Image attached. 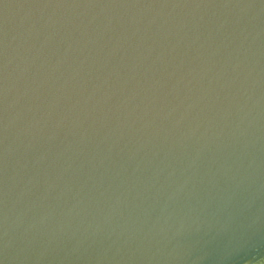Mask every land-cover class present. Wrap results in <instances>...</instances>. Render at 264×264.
I'll return each mask as SVG.
<instances>
[{
    "label": "water",
    "instance_id": "95a60500",
    "mask_svg": "<svg viewBox=\"0 0 264 264\" xmlns=\"http://www.w3.org/2000/svg\"><path fill=\"white\" fill-rule=\"evenodd\" d=\"M0 264H264V0H0Z\"/></svg>",
    "mask_w": 264,
    "mask_h": 264
}]
</instances>
